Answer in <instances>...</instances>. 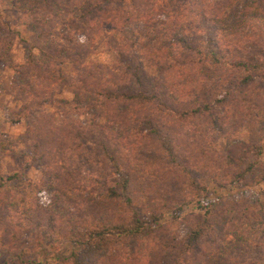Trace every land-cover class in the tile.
I'll return each mask as SVG.
<instances>
[{
    "label": "trees",
    "instance_id": "trees-1",
    "mask_svg": "<svg viewBox=\"0 0 264 264\" xmlns=\"http://www.w3.org/2000/svg\"><path fill=\"white\" fill-rule=\"evenodd\" d=\"M178 1L71 4L82 11L83 30L105 27L115 44L109 65L86 61L69 32L20 63L9 62L13 41L1 42L0 63L15 77L18 105L5 119L24 124L11 144L53 192L19 205L0 167V256L7 264L25 256L40 258L37 264H201L241 237H256L264 253V15L244 14L241 21L258 28L237 30L203 14L201 0ZM67 6L47 8L55 27ZM152 12L164 18L150 22ZM137 23L149 32L126 38ZM183 55L188 63L178 62ZM65 86L70 100H57ZM52 102L59 123L45 108ZM218 108L233 119L218 116ZM243 127L246 142L234 140ZM213 138L224 143L222 152ZM228 187L251 189L252 198L215 195ZM184 207L194 210L187 222ZM167 220L183 228L174 234Z\"/></svg>",
    "mask_w": 264,
    "mask_h": 264
},
{
    "label": "rangeland",
    "instance_id": "rangeland-1",
    "mask_svg": "<svg viewBox=\"0 0 264 264\" xmlns=\"http://www.w3.org/2000/svg\"><path fill=\"white\" fill-rule=\"evenodd\" d=\"M79 1L83 2L84 0H0V46L3 40L13 41L10 48V55L8 56L9 62L20 63L29 51L35 55L37 50L42 47L43 42L55 43V41H59L58 38L62 34L69 32L72 39L79 43V51L82 53V56H85L86 61L109 65L112 59V55L109 53L110 45L112 44L114 46L115 44L111 42L107 35L108 33H104L103 30H105V27L100 24L98 25L99 33L95 29H82L79 22V15L82 11H77L74 7H71V4L78 3ZM184 3H186L184 0L178 1L180 6H184ZM57 4H63V6L68 4V6L65 11H60L59 17L64 18L63 25L55 27V14L49 12L47 8L50 7L54 10ZM25 10L28 13L26 12L27 14L23 16L22 13ZM200 10L211 20H214L216 24L220 21L221 25L226 24L228 25L227 27L234 25L237 30L241 28L249 29L251 26L253 30H256L258 27L254 23L246 20L241 21L242 16L248 13L264 15V0H201ZM108 16L110 15L108 14ZM148 18H150V22H154L156 19H163L164 15L152 12ZM193 21L196 24L198 19L196 21L194 17ZM127 31L126 38H128L127 36H135L134 32L136 34L142 32V35L149 32L138 23L132 25ZM89 32L90 36H94L88 42L86 41L85 34ZM37 34L41 36L40 39ZM115 36L118 39V41L114 39L115 42L119 43L122 37L120 35ZM188 57L187 55L180 56L178 62L188 63ZM64 73L70 76L68 71ZM14 82L15 77L12 75V72L4 63H0V133L1 140H3V146L0 148V167L3 173L2 175L10 178L7 187L9 192L16 194L14 195L16 198L13 200L19 205H26L28 202L42 201L44 196H52L51 194L53 192L40 181L41 177L34 167H23L25 162H21L22 158L19 157V153H22L21 149L14 148L11 144L18 140L24 131V124L22 122L19 124H10L5 119L6 109L15 110L18 106L12 97V85ZM70 98L71 94L69 88L66 86L61 88L59 95L56 97L57 100H70ZM45 108L48 112L54 113V122L59 123L61 121L62 117L59 115L57 103L52 102L50 105H46ZM222 110L218 108L215 110V113L222 118L228 120L233 119L231 114L225 113ZM61 112L63 113L62 110ZM65 112L70 113V111ZM86 119L88 120V117ZM226 125L227 127L225 129L230 130L229 126L231 124L229 125L227 122ZM229 130L227 132H230ZM234 136V140L246 142L247 134L244 127ZM213 139L216 140L211 139L212 148L217 152H222V149H224L222 140L217 138ZM259 144L263 149V154L260 158L264 161V133L259 140ZM229 171L234 170L230 168ZM13 175H16L14 179L11 178ZM41 193L44 195L42 196ZM217 194H237L236 196L238 197L252 198L253 192L251 189L243 190L241 188L233 189L228 187L224 190L216 189L215 195ZM192 212H194L192 207H184L180 213V218H184L185 222H187L191 219L190 214ZM165 218L168 219L169 214ZM179 223L180 221L169 224L167 220L165 224L166 226L168 225L172 233L178 234L180 232L178 225L183 228V224L181 225ZM258 242L259 240L256 237L253 239L241 237L237 245L227 247L226 252H223V254H220L214 259L211 257V259L203 261L201 264H264V253L261 245H259L260 242ZM244 246L246 247L244 248ZM202 247L205 250L210 248L206 243ZM37 262H40V258L25 256L22 264H37ZM7 263L8 260L4 256H0V264Z\"/></svg>",
    "mask_w": 264,
    "mask_h": 264
},
{
    "label": "clouds",
    "instance_id": "clouds-1",
    "mask_svg": "<svg viewBox=\"0 0 264 264\" xmlns=\"http://www.w3.org/2000/svg\"><path fill=\"white\" fill-rule=\"evenodd\" d=\"M41 195L43 196L44 194H43V193H41Z\"/></svg>",
    "mask_w": 264,
    "mask_h": 264
}]
</instances>
